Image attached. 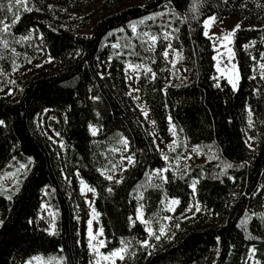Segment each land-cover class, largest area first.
Masks as SVG:
<instances>
[{
	"label": "trees",
	"instance_id": "trees-1",
	"mask_svg": "<svg viewBox=\"0 0 264 264\" xmlns=\"http://www.w3.org/2000/svg\"><path fill=\"white\" fill-rule=\"evenodd\" d=\"M52 1L0 0V177L27 167L17 190L0 194V264H94L78 177L95 190L102 250L125 249L116 264H247L251 254L264 264V90L254 72L264 61V0H105L87 33L64 24ZM212 15L240 17L236 89L216 76L204 28ZM168 43L185 71L167 85ZM39 58L52 67H32ZM126 62L151 69L137 86L160 139L170 122L182 145L211 146L209 160L180 175L166 167L129 93ZM114 150L131 162L108 179ZM167 198L179 203L162 234ZM139 206L154 229L146 245Z\"/></svg>",
	"mask_w": 264,
	"mask_h": 264
},
{
	"label": "rangeland",
	"instance_id": "rangeland-1",
	"mask_svg": "<svg viewBox=\"0 0 264 264\" xmlns=\"http://www.w3.org/2000/svg\"><path fill=\"white\" fill-rule=\"evenodd\" d=\"M105 0H53L51 3L53 7L57 10L62 22L66 25L73 27L75 30L81 33L89 32L94 21L100 17L107 10V5H105ZM14 5L16 7L24 8V0H14ZM210 17H215V20L211 23L210 27H205V21ZM204 20L205 32L207 36L212 41V46L214 49V59H215V69L217 77H224L231 85L233 89H236L239 83V71L237 64L234 59L233 50V34L239 26L240 17L238 16H223L220 19L212 15ZM7 24H4V27ZM153 37V36H152ZM228 37V39H224ZM149 41L154 46L157 42V37L155 42L149 38ZM253 42L245 45V48L251 51ZM167 52L168 55L165 57L168 62V69L166 73V84L180 83L182 82V75L185 71L184 65L181 62L180 52L174 48L171 44H167L164 53ZM32 67L35 69H48L52 67L51 59H36L30 60ZM30 64V65H31ZM132 65L130 68L129 65ZM29 65V66H30ZM28 66V67H29ZM138 66V67H137ZM21 70L22 74L26 73L25 66ZM31 67L28 68L30 70ZM148 65L138 64L132 62L125 63V72L128 80L129 93L141 111L143 116H145L150 123L151 133L153 135L155 144L161 154V156L166 161V167L172 170L175 174L180 175L188 172L192 167L201 165L205 161L209 160L213 156V149L211 146H196V145H182L178 135L175 131L174 126L169 122L168 124V138L166 141H162L157 133V130L148 116V110L144 103L143 97L140 95L137 80L141 73L148 72ZM27 70V71H28ZM255 75L259 77L260 90H264V61H257L254 68ZM10 92V90H8ZM7 92V93H8ZM145 112L147 115H145ZM248 120L249 125L252 124V113L248 110ZM89 130L92 135L97 134V128L94 125H90ZM246 143L250 149L254 150L256 148V140L253 136L249 134L246 135ZM115 161L111 170L102 171L105 177L111 176L114 179L117 172L124 167H126L131 159L125 155L122 151L114 150ZM166 157V159H165ZM27 167L22 165L20 169L15 173H10L0 177V194L10 197L18 188L21 176L25 174ZM158 171H156L157 173ZM79 179V186L81 192L85 196L86 203L89 208V217L87 221V238L90 251L93 255L94 264H116L117 260L124 256L125 249H117L112 252H104L102 249L105 245V240L103 232L101 231L100 223L98 220L97 213L94 210L93 202L95 198V190L90 187L81 177ZM93 189L94 191H89ZM172 200H177L176 198H167L165 201V214L163 215V222L161 223L160 233L166 232V227L168 221L171 219L173 212L177 204L173 205ZM47 215L49 218L50 231L53 230L54 216L50 210H47ZM142 217V219H141ZM137 220H139L145 227L148 236L144 238L141 243L146 245L148 243V237L153 236L154 229L151 222L144 216V211L141 206L137 209L136 214ZM151 229V233H149ZM163 229V231H161ZM146 242V243H145ZM123 250V251H121ZM114 252H119V256L112 255ZM107 257V259L105 258ZM51 262L42 256H34L32 259L26 261L24 264H50ZM53 264H61L59 260L53 262ZM247 264H261L257 259L251 254L248 258Z\"/></svg>",
	"mask_w": 264,
	"mask_h": 264
},
{
	"label": "snow or ice",
	"instance_id": "snow-or-ice-1",
	"mask_svg": "<svg viewBox=\"0 0 264 264\" xmlns=\"http://www.w3.org/2000/svg\"><path fill=\"white\" fill-rule=\"evenodd\" d=\"M214 20H215V17H210L207 21H205V27H210V26H211V23H212ZM5 30H7V26H5ZM133 31H135V27H134V26H133ZM205 35H207V32L205 33ZM167 38H168V37H165V39H167ZM151 39L153 40V42H155L156 37L153 36V37H151ZM224 39H228V37H224ZM167 55H168V53L165 52V53H164V56L167 57ZM129 67L131 68L132 65L130 64ZM137 67H138V66H137ZM148 71H151V69H148ZM145 115H147L146 112H145ZM0 124H3V121H0ZM165 159H166V157H165ZM158 171H159V170H158ZM108 179H112V177L109 176ZM193 188H195V184H193ZM89 191H94V190H93V189H89ZM109 191H111V189H109ZM171 203H172L173 205H175V204H178L179 201H178V200H172ZM189 210H191V209H189ZM196 210L199 211L200 209L197 207ZM141 219H142V217H141ZM101 231H102V230H101ZM148 231H149V233H151V229H149ZM161 231H163V229H161ZM156 238L159 239L158 236H157ZM145 243H146V242H145ZM121 251H123V250H121ZM112 255H114V256H119L120 253H119V252H114ZM105 258L107 259V257H105ZM120 258L123 259V256H121Z\"/></svg>",
	"mask_w": 264,
	"mask_h": 264
}]
</instances>
